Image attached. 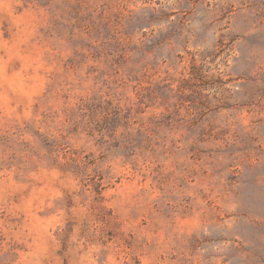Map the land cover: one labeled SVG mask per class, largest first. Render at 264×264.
Instances as JSON below:
<instances>
[{"label":"rangeland","instance_id":"374dc122","mask_svg":"<svg viewBox=\"0 0 264 264\" xmlns=\"http://www.w3.org/2000/svg\"><path fill=\"white\" fill-rule=\"evenodd\" d=\"M0 264H264V0H0Z\"/></svg>","mask_w":264,"mask_h":264}]
</instances>
